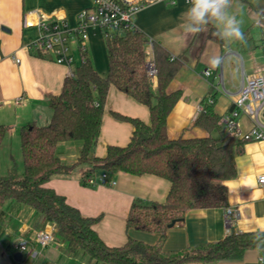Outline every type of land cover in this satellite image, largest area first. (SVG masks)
Masks as SVG:
<instances>
[{
	"label": "crops",
	"instance_id": "1",
	"mask_svg": "<svg viewBox=\"0 0 264 264\" xmlns=\"http://www.w3.org/2000/svg\"><path fill=\"white\" fill-rule=\"evenodd\" d=\"M245 1L231 0L227 9V15L235 17L238 22L244 39L223 37V43L209 36L211 26L221 33L224 31V24L214 19L201 26L202 33L187 31L192 21L181 15L191 6L186 0H176L175 4H152L134 16L137 28L181 59L182 66L169 86L171 91H182L167 119L172 137L208 135L206 130L193 125L200 114L198 106L212 97L214 108L224 117L234 108L245 76L264 74V19L258 24L264 13V0H250L251 9L242 6L241 2ZM92 3V0H0V124L8 127L0 151V159L5 154L3 163L0 161V176L6 174L14 163L19 169L23 160L22 127L29 123H50L53 110L49 98L61 93L65 79L80 61L76 45L73 52L77 61L72 67L32 49L30 45L38 39L40 30L37 26L25 25V18L32 12L36 16V11H39L55 19H64L70 27H75L80 12L90 8ZM233 9L235 15L232 14ZM89 33L86 43L89 57L96 70L107 77L110 64L104 33L95 27L90 28ZM150 48L148 45L147 50ZM212 59L218 63L212 65ZM207 69L209 75L204 73ZM113 112L139 118L145 123L151 121L147 105L111 85L104 105L101 134L95 147V154L99 157L106 156L109 145H127L134 131L131 122L115 117ZM239 125L241 131H248L253 125L252 118L242 114ZM212 135L224 139L230 135L222 119ZM81 146V141L61 142L57 152L65 163L73 164L80 156ZM236 166V176L224 181L228 188L229 206L187 211L182 222L168 229L163 245L165 251L202 247L220 241L232 232L264 230V185L259 182V176L264 175V139L246 141L243 152L236 156ZM85 169L78 166L70 175L55 176L46 186L65 196L67 202L83 215L100 216L94 228L107 245L123 246L130 237L156 244L159 233L128 229L127 218L137 200L165 202L171 182L156 174L135 175L120 171L111 174L117 181L114 186H88L80 180ZM3 208L8 217L0 234V264H93L86 258L69 253L62 244L39 245L34 239L36 232L54 224L41 226L38 212L33 207L7 201ZM227 208L234 211L228 223L225 219ZM18 241L29 244L28 251H20L23 253L21 260L14 258L19 252L14 247ZM261 256L264 257L262 252L251 249L241 259L187 264H264L259 260Z\"/></svg>",
	"mask_w": 264,
	"mask_h": 264
},
{
	"label": "trees",
	"instance_id": "2",
	"mask_svg": "<svg viewBox=\"0 0 264 264\" xmlns=\"http://www.w3.org/2000/svg\"><path fill=\"white\" fill-rule=\"evenodd\" d=\"M221 34L211 26L210 38L223 43ZM104 37L110 64L107 77L96 70L88 49L81 52L84 58L65 79L61 93L49 98L53 110L50 123L22 127L23 171L14 163L0 176V234L8 217L3 207L7 201H16L33 207L41 226L54 224L55 243L93 264L210 263L241 259L251 249L264 255V230L232 232L220 241L182 251L163 249L169 225L182 222L187 211L229 206L224 181L236 176V156L243 152L246 141L212 135L222 116L207 99L193 125L208 135L172 137L167 119L182 91H171L169 86L182 66L180 57L153 40L157 76L152 81L147 72L150 38L142 30L134 26L124 32L106 31ZM111 85L147 105L151 121L113 112L115 117L131 122L134 131L127 145H109L106 156L99 157L95 147ZM7 132L8 127L0 124V151ZM66 141L82 142L80 156L73 164L65 163L57 152L58 144ZM78 166L86 167L80 180L88 186H95L89 179L103 171L150 173L168 179L171 188L165 202L137 200L127 218L128 229L159 233V241L152 245L130 237L123 246L107 245L94 228L100 216L83 215L65 196L46 186L53 177L70 175Z\"/></svg>",
	"mask_w": 264,
	"mask_h": 264
},
{
	"label": "built area",
	"instance_id": "3",
	"mask_svg": "<svg viewBox=\"0 0 264 264\" xmlns=\"http://www.w3.org/2000/svg\"><path fill=\"white\" fill-rule=\"evenodd\" d=\"M92 6L82 10L78 16V24L70 27L64 19H55L49 15H44L36 11L25 18V25L37 26L40 30L38 39L31 43L30 47L41 54L50 55L58 63H63L72 67L77 57L73 52V46L76 45L79 54V60L84 56L80 53L86 51L87 41L90 37V28H99L104 32L125 30L135 26L134 16L143 8L156 3L175 4L176 0H92ZM191 3V0H186ZM264 19V13L261 15L258 24ZM153 40L150 38V50H147V72L152 81L157 76V66L152 46ZM226 54L223 57L227 56ZM19 62L20 59H17ZM210 74L207 69L204 72ZM74 74V69L71 70ZM209 103H214V99L209 97ZM199 112L204 110V104L198 106ZM248 115L252 118L253 125L248 131H241L239 117ZM264 74H255L245 76L243 83L238 91L234 101V108L222 117L226 123L231 136L245 141L263 140L264 139ZM259 182L264 185V175L259 176ZM91 185H108L114 186L117 181L107 171H103L97 178H90ZM234 211L232 208L226 209L225 219L227 223L231 220ZM55 226L44 228L35 234V241L42 247L51 245L54 241ZM14 247L19 251H28L29 244L27 241H18ZM264 261V257L259 258Z\"/></svg>",
	"mask_w": 264,
	"mask_h": 264
},
{
	"label": "clouds",
	"instance_id": "4",
	"mask_svg": "<svg viewBox=\"0 0 264 264\" xmlns=\"http://www.w3.org/2000/svg\"><path fill=\"white\" fill-rule=\"evenodd\" d=\"M231 0H191V6L181 15L188 17L192 24L188 26L187 31L192 34L202 33L203 25L214 19L224 24L222 37H228L235 40H243L244 35L241 31L235 17L227 15ZM212 65L218 63L216 59L210 60Z\"/></svg>",
	"mask_w": 264,
	"mask_h": 264
},
{
	"label": "rangeland",
	"instance_id": "5",
	"mask_svg": "<svg viewBox=\"0 0 264 264\" xmlns=\"http://www.w3.org/2000/svg\"><path fill=\"white\" fill-rule=\"evenodd\" d=\"M244 1H245V0H244ZM249 1H250V0H246L245 2H241V3H242V6L244 5V7L251 9L250 6H249V3H248ZM252 1L256 2L257 0H252ZM258 1H262V0H258ZM232 12H233V13H232L233 15L236 14V13H235L236 11H234V9H233ZM241 15H242V14H241ZM241 15H240V16H241ZM15 150H17V149L14 148V151H15ZM18 151H19V148H18ZM4 159H5V154H2L0 161L3 163ZM1 162H0V163H1ZM23 168H24V166H23V160H21V161H20V167H19V169H20V170H23ZM53 243H55V241H54ZM100 264H101V263H100Z\"/></svg>",
	"mask_w": 264,
	"mask_h": 264
},
{
	"label": "water",
	"instance_id": "6",
	"mask_svg": "<svg viewBox=\"0 0 264 264\" xmlns=\"http://www.w3.org/2000/svg\"><path fill=\"white\" fill-rule=\"evenodd\" d=\"M176 223H177L176 221H173V222L169 225V227H173ZM22 256H23V253L19 251V252H16V253H15L14 258H15L16 260H21Z\"/></svg>",
	"mask_w": 264,
	"mask_h": 264
}]
</instances>
